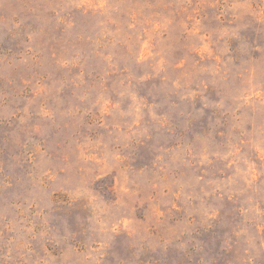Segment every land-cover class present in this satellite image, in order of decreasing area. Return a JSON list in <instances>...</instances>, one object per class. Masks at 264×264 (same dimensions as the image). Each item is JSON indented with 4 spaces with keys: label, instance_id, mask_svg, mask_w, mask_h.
Masks as SVG:
<instances>
[{
    "label": "rangeland",
    "instance_id": "obj_1",
    "mask_svg": "<svg viewBox=\"0 0 264 264\" xmlns=\"http://www.w3.org/2000/svg\"><path fill=\"white\" fill-rule=\"evenodd\" d=\"M0 264H264V0H0Z\"/></svg>",
    "mask_w": 264,
    "mask_h": 264
}]
</instances>
